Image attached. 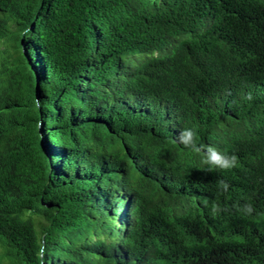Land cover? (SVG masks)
Segmentation results:
<instances>
[{
  "label": "trees",
  "instance_id": "16d2710c",
  "mask_svg": "<svg viewBox=\"0 0 264 264\" xmlns=\"http://www.w3.org/2000/svg\"><path fill=\"white\" fill-rule=\"evenodd\" d=\"M0 264H264V0H0Z\"/></svg>",
  "mask_w": 264,
  "mask_h": 264
},
{
  "label": "clouds",
  "instance_id": "9594fccd",
  "mask_svg": "<svg viewBox=\"0 0 264 264\" xmlns=\"http://www.w3.org/2000/svg\"><path fill=\"white\" fill-rule=\"evenodd\" d=\"M247 98L252 99L251 94H249ZM176 142L183 145L185 148L190 149L193 153L202 155V163L207 165L209 170H230L238 164L237 156L228 155L211 145L199 144L197 141V133L191 128L182 129L176 137ZM218 183L223 187L224 191H227L229 187L228 183L224 180H220ZM218 207L217 204L213 203L214 209ZM254 210L255 209L251 203H245L243 207H238V211L247 216H250ZM216 215L217 214L214 212L213 216Z\"/></svg>",
  "mask_w": 264,
  "mask_h": 264
}]
</instances>
